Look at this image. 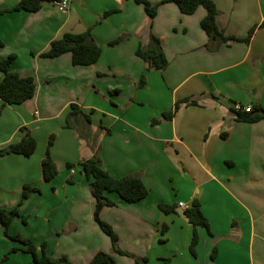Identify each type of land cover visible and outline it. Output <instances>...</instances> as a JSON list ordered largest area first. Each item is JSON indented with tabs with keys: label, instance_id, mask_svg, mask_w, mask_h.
I'll use <instances>...</instances> for the list:
<instances>
[{
	"label": "crops",
	"instance_id": "obj_1",
	"mask_svg": "<svg viewBox=\"0 0 264 264\" xmlns=\"http://www.w3.org/2000/svg\"><path fill=\"white\" fill-rule=\"evenodd\" d=\"M212 1L219 29L242 41L209 49L204 8L184 15L165 3L151 21L132 0H71L67 14L50 2L37 13L11 11L21 0H0V60L15 55L11 70L33 77L37 87L21 105L0 98V151L27 132L37 141L30 157L0 156V210L18 207L21 216L10 235L30 239L39 252L46 244L52 258L73 264H90L99 252L117 264H264V120L238 122L234 111L237 103L264 107V0ZM110 10L118 12L104 18ZM87 30L102 49L97 64L73 66L71 54L41 57L64 34ZM152 34L168 58L164 70L137 56ZM185 99L197 105L163 118ZM72 105L79 113L70 117ZM51 136L58 174L46 181L42 162ZM94 156L112 176L140 177L149 190L136 203L108 193L115 206L101 212L130 255L115 253L94 220L93 179L80 166ZM25 185L39 191L23 200ZM196 199L212 235L198 228L195 257L184 211ZM160 204L175 210L166 214ZM13 248L22 246L5 237L0 223V264H35Z\"/></svg>",
	"mask_w": 264,
	"mask_h": 264
},
{
	"label": "trees",
	"instance_id": "obj_2",
	"mask_svg": "<svg viewBox=\"0 0 264 264\" xmlns=\"http://www.w3.org/2000/svg\"><path fill=\"white\" fill-rule=\"evenodd\" d=\"M59 0H21V2L13 8L11 11H25L29 13H37L42 9L43 3L50 2L54 3ZM135 4L141 5L148 18L152 21L158 14L160 5L165 3L175 4L180 12L184 15H193L199 8H204L207 12L206 16L201 21V28L207 34L209 38V49H213L214 43L219 46L230 41H242L235 37H227L219 29L217 18L218 9L212 0H162L158 3H152L149 0H132ZM116 10H110L105 12L104 18L117 13ZM264 26V23H263ZM253 31L250 33L248 39L244 42H249ZM122 41L118 39L111 42V45H117ZM3 44L0 42V46ZM64 54H71L73 66L78 67H89L98 63L102 55V49L95 43L91 35V30H87L83 33L74 34L66 33L62 38L55 40L51 43L48 51L41 54V57L54 59ZM137 56L142 60L150 64L156 70H164L168 67L169 61L163 50L160 39L153 34L150 38L149 46L139 47L137 50ZM15 55H11L6 59L0 60V72L4 74L2 81L0 82V98L3 100L4 105H21L26 101L32 99L36 93V82L33 77H21L18 73L11 70L12 62L15 60ZM145 84V78L143 77L140 81L139 86L142 87ZM183 105H197V102L192 99L181 100L176 103L173 111L165 113L163 118L170 120L174 114ZM73 112L70 117L74 114L79 113V108L76 105H72ZM2 109L0 108V115ZM236 120L244 123H256L264 120V107L255 106L249 113L235 112ZM87 122L91 123V119L87 116ZM68 127H70V120H68ZM25 131V130H24ZM54 142V136L50 137L46 157L42 162L43 177L46 181H51L58 174L57 165L51 158V147ZM37 149L36 139L27 132L21 141L9 145L0 151V156L7 154H18L26 157L32 156ZM82 170L85 172L88 178H92L91 193L95 199V211L94 220L100 227L101 231L110 238L112 244V250L115 253L121 255H130L124 252L119 247V236L113 227L107 222L101 219V212L104 207L115 206V203L111 201L107 194L115 193L127 203H136L145 199L149 190L145 186L144 182L140 177L127 176L123 178H116L112 176L108 171L102 167V161L100 157L94 156L86 161L80 163ZM68 167H72L68 164ZM39 191L30 185H25L23 188L22 199L25 200L33 192ZM159 208L166 214L172 213L175 210V206H169L160 204ZM184 216L188 222L194 228V234L190 245V252L193 256H197V247L200 241L198 228H205L209 235L211 234L210 225L208 219L204 215L199 200H194L189 208L184 211ZM16 217H21L18 207L13 210H0V223L4 228L5 237L13 242H16L22 246V248H13L12 252L22 250L25 253L32 255L35 264H73L67 257L59 259L52 258L47 253L46 244L41 245L40 252L37 247L30 239L23 237L22 235H10L9 228ZM26 224V220H23ZM9 254H6L4 261L7 260ZM216 251L212 254V260L215 259ZM146 259H136V264H142ZM166 263L169 260H165ZM90 264H117L115 257L112 254L105 252L97 253Z\"/></svg>",
	"mask_w": 264,
	"mask_h": 264
},
{
	"label": "built area",
	"instance_id": "obj_3",
	"mask_svg": "<svg viewBox=\"0 0 264 264\" xmlns=\"http://www.w3.org/2000/svg\"><path fill=\"white\" fill-rule=\"evenodd\" d=\"M71 0H59V1H55L53 3V5L62 13L67 14L69 11V4H70ZM234 111L235 112H243V113H249L252 111V107H247V106H243L242 104H235L234 105ZM183 204H180V207L183 208Z\"/></svg>",
	"mask_w": 264,
	"mask_h": 264
},
{
	"label": "water",
	"instance_id": "obj_4",
	"mask_svg": "<svg viewBox=\"0 0 264 264\" xmlns=\"http://www.w3.org/2000/svg\"><path fill=\"white\" fill-rule=\"evenodd\" d=\"M84 173H85V172H84ZM178 212H179V213H182V211H181V210H178Z\"/></svg>",
	"mask_w": 264,
	"mask_h": 264
},
{
	"label": "rangeland",
	"instance_id": "obj_5",
	"mask_svg": "<svg viewBox=\"0 0 264 264\" xmlns=\"http://www.w3.org/2000/svg\"><path fill=\"white\" fill-rule=\"evenodd\" d=\"M150 1V0H149Z\"/></svg>",
	"mask_w": 264,
	"mask_h": 264
}]
</instances>
